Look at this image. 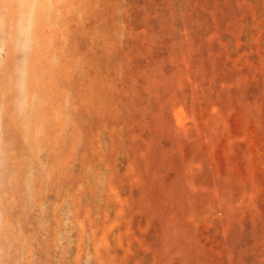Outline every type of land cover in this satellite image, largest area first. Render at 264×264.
Instances as JSON below:
<instances>
[{
    "label": "rangeland",
    "instance_id": "rangeland-1",
    "mask_svg": "<svg viewBox=\"0 0 264 264\" xmlns=\"http://www.w3.org/2000/svg\"><path fill=\"white\" fill-rule=\"evenodd\" d=\"M28 3L22 54L0 0V264H264V0Z\"/></svg>",
    "mask_w": 264,
    "mask_h": 264
},
{
    "label": "clouds",
    "instance_id": "clouds-1",
    "mask_svg": "<svg viewBox=\"0 0 264 264\" xmlns=\"http://www.w3.org/2000/svg\"><path fill=\"white\" fill-rule=\"evenodd\" d=\"M20 9L15 21L16 45L18 50L23 54L30 50L32 41V33L35 24V9L30 6L28 0H20ZM16 86L21 95L27 87L28 66L24 59L18 62L16 69Z\"/></svg>",
    "mask_w": 264,
    "mask_h": 264
}]
</instances>
